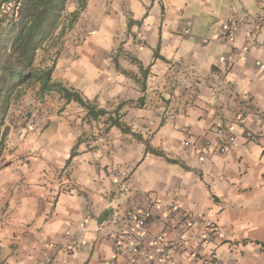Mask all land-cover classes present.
<instances>
[{
    "label": "crops",
    "instance_id": "crops-1",
    "mask_svg": "<svg viewBox=\"0 0 264 264\" xmlns=\"http://www.w3.org/2000/svg\"><path fill=\"white\" fill-rule=\"evenodd\" d=\"M86 2L93 22L80 14L35 65L53 64L52 81L106 114L92 119L55 91L38 99L31 85L35 118L18 150L28 162L0 166V264H109L112 214L147 193L220 225L178 264H264V139L248 141L236 122L242 113L264 133V0ZM75 8L67 0L66 13ZM172 64L193 77L170 80ZM216 80L233 93L214 91ZM218 125L231 126L225 151ZM64 168L79 191L60 186Z\"/></svg>",
    "mask_w": 264,
    "mask_h": 264
},
{
    "label": "built area",
    "instance_id": "built-area-1",
    "mask_svg": "<svg viewBox=\"0 0 264 264\" xmlns=\"http://www.w3.org/2000/svg\"><path fill=\"white\" fill-rule=\"evenodd\" d=\"M13 5L14 1H8L2 6L5 8ZM170 68L173 71L168 78L172 81L177 80V74L193 77L192 73L176 64H172ZM212 89L214 91L223 89L230 95L233 93L229 85L224 87L217 80L213 81ZM236 122L243 126V134L248 141L257 142L264 139V133L254 132L245 127L244 114L239 113ZM230 129L231 126L227 125H218L215 128L218 136L216 150L225 151L234 143ZM211 150H213L211 142L204 141L201 155L204 157ZM59 184L67 191L77 192L81 189L67 168L62 170ZM111 224L113 257L109 264H118L119 257L122 264H178L177 255L190 254L195 246L221 236V228L217 222L190 212L175 201L162 202L149 193L146 194L143 205L128 204L122 209H116L112 214ZM152 224L158 225L157 231L151 229Z\"/></svg>",
    "mask_w": 264,
    "mask_h": 264
},
{
    "label": "trees",
    "instance_id": "trees-1",
    "mask_svg": "<svg viewBox=\"0 0 264 264\" xmlns=\"http://www.w3.org/2000/svg\"><path fill=\"white\" fill-rule=\"evenodd\" d=\"M8 1H14L11 9L0 11V141L7 132L4 118L13 93L32 80L40 83V95L56 91L67 102L73 100L85 107L92 119L106 114L104 109L84 102L78 92L52 81L53 64L35 66L37 51L48 41H59L73 27L86 0H77V7L68 14L67 0H0V9ZM108 121L120 125L117 115H109Z\"/></svg>",
    "mask_w": 264,
    "mask_h": 264
},
{
    "label": "rangeland",
    "instance_id": "rangeland-1",
    "mask_svg": "<svg viewBox=\"0 0 264 264\" xmlns=\"http://www.w3.org/2000/svg\"><path fill=\"white\" fill-rule=\"evenodd\" d=\"M70 2L75 3V6L77 7L76 0H70ZM80 14L82 16V19L86 22H93L91 16L87 12V4L85 8L79 13V15ZM90 30V28L84 25V28L80 30L79 34H77L71 41V45L73 47L77 46L81 42L82 37L87 35ZM69 31L70 29L66 31V33L59 39V41L52 40L46 42L42 49H44L48 44L49 47L51 46L50 48L56 47L57 44H63V42L65 41L64 37ZM40 50H38L37 53ZM57 53L58 48L54 52V55L56 56ZM35 82L36 81L32 80L20 85L17 91L13 93L11 101L7 107V112L5 114V121L7 122H5L4 124V126H7V132L2 141H0V166L1 164H24L28 162V155L24 156L23 154L19 153L18 150L20 148L22 135H24V130L22 129L24 128L25 130H31L28 129V125L34 123L35 117L32 116L30 108H28L27 105H31L34 102V96L30 87ZM24 86H27V88ZM42 96L43 95H40L38 91V95L36 97L39 99V97L41 98Z\"/></svg>",
    "mask_w": 264,
    "mask_h": 264
}]
</instances>
